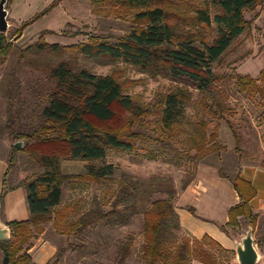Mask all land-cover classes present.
<instances>
[{"label": "trees", "instance_id": "trees-1", "mask_svg": "<svg viewBox=\"0 0 264 264\" xmlns=\"http://www.w3.org/2000/svg\"><path fill=\"white\" fill-rule=\"evenodd\" d=\"M54 2L41 14L21 24L13 37L22 36L24 28L59 5ZM92 5L106 4L116 16H132V28L118 37L87 34V41L63 45L50 43L40 32L38 39L24 48L39 52L59 53L67 50L87 57L121 59L139 67L151 77H165L175 81L188 80L197 88L210 93L220 79L213 64L218 61L233 41L248 27L244 16L247 9L264 8V0H89ZM212 8L216 12L212 13ZM173 12V13H172ZM216 25V27H213ZM215 33L209 37L208 33ZM13 37L0 32L1 62L14 48ZM54 80L42 109L43 123L28 131L14 129L13 119L7 128L15 141L25 140L23 149L14 144L8 156V167L2 180L0 204H4L10 191L24 188L30 216L8 222L12 230L9 240L0 242V251L10 264H33L30 252L32 240L45 232L51 223L54 231L68 239L94 229L100 223L121 226L129 223L137 210V188L124 186L109 210L94 203L83 210L81 199L64 202V184L70 180L100 185L115 172V166L105 162L107 151H136L137 143L146 137L144 128L149 116H155L153 139L162 147L171 149L172 141L185 132V106L191 101L186 86L177 87L159 96L153 104H145L138 97L126 94L124 84L114 74L97 75L87 69L74 70L68 61H60L50 71ZM1 78V74H0ZM239 91L257 97L264 107V68L258 77L235 74L230 77ZM215 102L211 105L213 108ZM13 110V102H9ZM231 126L232 124L229 123ZM208 123H197V134L183 139L186 147L194 149V159L201 162L211 152L221 150L217 145L219 131L206 132ZM239 150L240 137L234 134ZM27 154L32 171L18 183H10V174L16 169L20 154ZM63 160L87 162L83 174H65ZM219 175L233 183L240 202L229 210V225L238 226L239 217L247 219L254 229L258 216L253 212L251 200L256 197L254 184L240 172L229 176L219 166ZM137 197V198H136ZM130 198H134L131 201ZM174 193L158 198L143 208V243L140 259L143 264H191L198 260L204 264H225L221 259L235 254L208 234L196 238L182 234L180 217L174 204ZM123 206H120L122 205ZM195 213L193 208H189ZM134 239L127 237L118 245L115 264H126L132 253ZM84 244L68 240L59 246L46 264H62L67 251L82 252Z\"/></svg>", "mask_w": 264, "mask_h": 264}, {"label": "rangeland", "instance_id": "rangeland-1", "mask_svg": "<svg viewBox=\"0 0 264 264\" xmlns=\"http://www.w3.org/2000/svg\"><path fill=\"white\" fill-rule=\"evenodd\" d=\"M53 2L54 0H9L8 37H13L23 22L41 14ZM110 9L106 4L92 5L89 0H63L28 24L19 39L13 37V50L3 62L0 58V152L4 153L6 150L8 156L15 142L6 125L8 120L13 119V128L18 131H28L43 123L42 109L54 84L49 71L60 61H68L74 70L84 68L97 75H116L124 84L125 93L138 97L145 104L153 105L160 95L177 87L186 86L190 90L191 101L185 106L183 121L185 132L172 141L171 149L162 147L153 139L152 129L156 117L152 115L144 128L146 137L137 143L136 151H107L105 162L115 166L114 174L107 181L100 185L78 181L76 187L71 185L70 180L65 182L64 202L81 199L83 210L94 203H100L105 210H109L124 186L137 188L138 207L126 225L100 223L94 229L69 239L57 234L52 224L47 223L45 232L32 240V248L45 242L55 244L58 248L66 245L68 240L86 246L82 252L67 251L62 264H115L118 245L129 236L133 237L134 246L126 264H143L140 259L143 208L149 206L154 199L167 198L170 191L174 193V204L177 206L179 195L193 181L198 166L194 159L195 150L186 147L183 139L189 134L198 133L197 123L200 121L208 123V134L214 129L219 131L216 142L222 148L205 158L218 162L220 160L219 165L229 173L232 172L230 165L236 158L237 165L241 167L247 163L264 166V107L257 97H249L239 91L230 78L235 74L258 77L264 68V8L257 6L245 10L244 16L249 25L224 55L214 62L213 70L220 79L210 93L200 91L185 79L175 81L165 77H151L139 67L121 59L87 57L67 50L59 53L32 49L23 51L44 30L54 31L44 35L46 41L63 45L86 42L87 34H104L115 38L129 32L133 25L131 14L118 17ZM215 12V8H212L213 15ZM208 34L209 37L215 36L212 32ZM10 101L13 102L12 111L9 110ZM213 102L216 105L212 108ZM235 133L240 137L239 150L236 149ZM62 162L65 174L86 172L85 161ZM35 170L39 169L31 164L29 156L21 153L16 169L10 174V183H18ZM258 179L264 180V169L259 173ZM133 199L130 198L129 201L132 202ZM259 199L264 201V191ZM181 233L190 234L186 230ZM4 258L0 251V264H3ZM221 260L225 264H238L236 252ZM263 262L264 258L258 264Z\"/></svg>", "mask_w": 264, "mask_h": 264}, {"label": "crops", "instance_id": "crops-1", "mask_svg": "<svg viewBox=\"0 0 264 264\" xmlns=\"http://www.w3.org/2000/svg\"><path fill=\"white\" fill-rule=\"evenodd\" d=\"M237 157L240 156L237 155ZM7 160V151L5 150L4 153L0 152V194L3 176L8 167ZM219 162L212 158H205L198 163L195 177L191 184L179 195L176 209L183 230L199 239L208 234L226 249L235 251L236 244L246 235L251 225L244 217L238 218V226L228 224L229 210L240 202V198L231 180L219 175ZM227 163H230V161L227 160ZM230 168L232 172H227L229 176L240 172L257 189L256 197L251 200V207L258 216L257 224L253 229V238L260 256L259 261H261L264 258V201L259 198L264 191V180L260 181L258 176L259 173H262L264 166L247 163L241 167L239 164L237 165L236 158V161L231 163ZM253 170L259 173H254ZM190 207L194 209L195 213L189 211ZM29 216L26 190L21 187L10 191L2 205V220L8 223L13 220L27 219ZM56 251L57 246L50 242L31 248L33 264H46L53 258ZM191 264L204 263L193 260Z\"/></svg>", "mask_w": 264, "mask_h": 264}, {"label": "water", "instance_id": "water-1", "mask_svg": "<svg viewBox=\"0 0 264 264\" xmlns=\"http://www.w3.org/2000/svg\"><path fill=\"white\" fill-rule=\"evenodd\" d=\"M8 2L9 0H0V32H7L10 26ZM25 143V140H17L14 142V146L23 149ZM1 209L2 204H0V242L9 240L12 237L10 225L2 220ZM235 252L238 264H258L260 256L255 246L253 228L251 226L242 240L236 244ZM3 264H10L7 257L4 258Z\"/></svg>", "mask_w": 264, "mask_h": 264}]
</instances>
